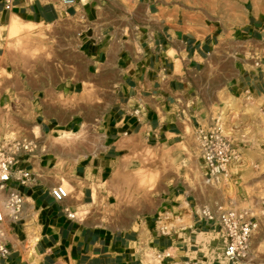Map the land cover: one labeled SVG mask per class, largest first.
<instances>
[{
	"label": "crops",
	"instance_id": "crops-1",
	"mask_svg": "<svg viewBox=\"0 0 264 264\" xmlns=\"http://www.w3.org/2000/svg\"><path fill=\"white\" fill-rule=\"evenodd\" d=\"M6 1L0 141L31 143L17 150L15 169L33 180L6 182L23 203L18 218L5 222L3 264H230L220 237H200L218 225L199 216L206 205L196 185L167 186L150 211L117 206L131 155L209 128L225 98L264 110V13L236 9L234 1L225 14L187 0H9V8ZM13 19L35 29L36 59L17 57L8 36ZM60 182L69 193L57 201L50 190ZM5 194L0 189L2 205ZM167 213H190L191 222L161 232L157 217Z\"/></svg>",
	"mask_w": 264,
	"mask_h": 264
},
{
	"label": "rangeland",
	"instance_id": "rangeland-1",
	"mask_svg": "<svg viewBox=\"0 0 264 264\" xmlns=\"http://www.w3.org/2000/svg\"><path fill=\"white\" fill-rule=\"evenodd\" d=\"M187 1L203 6L211 3L213 10L217 9L219 14H225L228 2L232 1L236 9L240 5H246L264 13V0ZM11 31L8 36L16 38L12 48L21 53L17 57L36 59L40 49L32 46L37 36L33 26L25 25ZM255 107L258 106L245 99L231 101L225 98L220 113L215 115L220 118L223 133L231 139L238 155L217 180L210 184L203 183L197 134L188 130L187 141L177 146L146 149L138 155L130 156V174L123 177L124 190L117 207L136 213L150 211L156 203L155 195H159L167 186L176 183L196 185L201 190V204L208 207L215 204L248 207L257 215L260 222L259 233L255 235L259 237L256 241L258 247L252 246L249 255L236 264H264V214L260 204V198L264 197V110ZM88 134L89 130L84 127L79 138L83 139ZM189 214L174 219H168V213L162 214L158 225H165L168 229L169 225L176 228L185 226L191 222ZM205 236L219 239L217 231L200 234V237ZM221 258L226 261L222 255Z\"/></svg>",
	"mask_w": 264,
	"mask_h": 264
},
{
	"label": "built area",
	"instance_id": "built-area-1",
	"mask_svg": "<svg viewBox=\"0 0 264 264\" xmlns=\"http://www.w3.org/2000/svg\"><path fill=\"white\" fill-rule=\"evenodd\" d=\"M63 5H72L76 0H58ZM9 0L5 7L9 8ZM197 140L199 157L202 165V181L210 184L217 180L219 175L225 171L227 165L237 158V152L231 139L223 133L220 118L216 117L214 123L207 129H197ZM30 142L24 138L3 139L0 141V189L5 190V201L0 206V264L9 253L7 246V235L5 222L16 220L21 211L23 195L18 190L7 186L9 179H15L22 184L33 180L30 172L26 169H15L18 149H29ZM51 194L57 201L68 196V189L63 183H57L51 188ZM262 214H264V197L260 198ZM67 210V208H65ZM198 214V213H197ZM199 216L207 220L216 221L217 232L223 243L221 255L230 264L246 258L250 253L251 237L258 231L260 222L256 214L248 207H224L215 204L213 207H203ZM161 217H157L160 223ZM158 226L161 232L169 231L173 225ZM177 264H221L219 259H187Z\"/></svg>",
	"mask_w": 264,
	"mask_h": 264
},
{
	"label": "bare ground",
	"instance_id": "bare-ground-1",
	"mask_svg": "<svg viewBox=\"0 0 264 264\" xmlns=\"http://www.w3.org/2000/svg\"><path fill=\"white\" fill-rule=\"evenodd\" d=\"M12 19V18H11ZM15 19V18H14ZM13 19V20H14ZM17 19V18H16ZM23 24V23H22ZM25 24V23H24ZM8 25H10L9 26V28L14 32V30L16 31L17 29H20V27H22V26H20V24L18 23V21L17 20H14L11 24H8ZM24 28V27H23ZM9 30V29H8ZM10 30V31H11ZM11 31V32H12ZM70 134H71V132H70ZM62 138H66V137H70L69 136V133H67V132H63L62 133V136H61ZM57 139V138H56ZM58 140H60V139H58ZM257 199V198H256ZM258 200V199H257Z\"/></svg>",
	"mask_w": 264,
	"mask_h": 264
}]
</instances>
